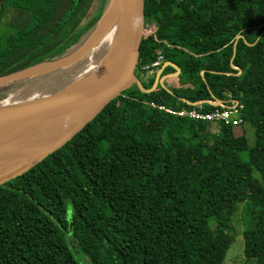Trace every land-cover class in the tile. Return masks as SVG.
Listing matches in <instances>:
<instances>
[{
  "label": "trees",
  "instance_id": "trees-1",
  "mask_svg": "<svg viewBox=\"0 0 264 264\" xmlns=\"http://www.w3.org/2000/svg\"><path fill=\"white\" fill-rule=\"evenodd\" d=\"M109 1L0 0V78L65 57ZM7 10L25 18L3 22ZM143 11L156 32L142 39L137 70L160 53L188 84L133 85L0 184V264H79L72 250L89 264H221L218 236L233 232L242 204L243 253L264 264V0H144ZM23 84L0 89V105ZM207 101L242 106L251 148L241 126L150 107L206 115L217 109Z\"/></svg>",
  "mask_w": 264,
  "mask_h": 264
},
{
  "label": "water",
  "instance_id": "water-1",
  "mask_svg": "<svg viewBox=\"0 0 264 264\" xmlns=\"http://www.w3.org/2000/svg\"><path fill=\"white\" fill-rule=\"evenodd\" d=\"M114 1L121 12L122 38L119 54L110 67L97 76L62 84L33 99L18 104L0 105V165L16 164L23 158L33 157L12 173L0 176V184L27 171L60 149L107 104L133 85L146 92L135 75L144 31V0ZM137 18L140 23L134 29L133 24ZM71 105L82 113L81 119L59 141L50 140L49 125L56 120L59 112ZM4 132L10 133V136L3 138L1 134Z\"/></svg>",
  "mask_w": 264,
  "mask_h": 264
},
{
  "label": "bare ground",
  "instance_id": "bare-ground-1",
  "mask_svg": "<svg viewBox=\"0 0 264 264\" xmlns=\"http://www.w3.org/2000/svg\"><path fill=\"white\" fill-rule=\"evenodd\" d=\"M121 38V12L117 2L112 0L108 3L101 22L84 48L54 63L34 66L14 75L0 78V87L11 83H21V81H27V78L34 79L36 76L45 74L47 77L35 85H42L45 91H48L56 81L65 84L97 76L116 60L120 51ZM59 68H62V71L57 73ZM65 69H70V71L66 74ZM35 85L32 84V87ZM3 104L7 103L3 102ZM81 114L74 105L59 112L56 120L48 127V138L55 142L59 141L81 119ZM1 136L6 138L10 136V133L4 132ZM32 159L31 156L23 158L16 164L0 165V176L12 173Z\"/></svg>",
  "mask_w": 264,
  "mask_h": 264
},
{
  "label": "rangeland",
  "instance_id": "rangeland-1",
  "mask_svg": "<svg viewBox=\"0 0 264 264\" xmlns=\"http://www.w3.org/2000/svg\"><path fill=\"white\" fill-rule=\"evenodd\" d=\"M110 1H112V0H110ZM107 7H108V4H107ZM106 8L104 9L103 13L101 14V17H100L98 24L101 22L104 14H105ZM24 18H25V16L19 14L16 10H7L4 13V17H3L2 21L3 22H5V21H7V22H19V21L23 20ZM97 25L92 30H90L83 37V39L81 40L79 45L77 47H75L72 51H70L67 55H69V54L71 55L73 53H76L81 48H84L86 46V44L90 41V38L92 37L93 32H94L95 28L97 27ZM145 29H148V28L145 27ZM145 29L143 31V38L148 32V30H145ZM61 71L62 70H60V68H59L57 73H59ZM69 71H70V69H65L64 73L67 74ZM46 77H47V75L43 74L40 76H36L34 79L33 78H27L28 79L27 81L26 80L21 81L25 84H23L15 92H13L10 95V97L5 101V103H7L9 105L18 104V103L33 99L36 96L41 95L45 91L44 87H42V85H39V84L35 85V84H37L38 81L45 79ZM67 78H69V77H67ZM65 81H67V80H65ZM142 83L145 85L147 84L145 82H142ZM17 84H20V83H11L9 85L0 87V89L9 87L11 85H17ZM32 84L35 86L32 87ZM62 84H63L62 82L59 83V81L58 82L56 81L53 85L50 86V89L55 88L57 86H60ZM187 84L188 83L186 81H184L183 78H179V75L170 76L164 82L165 87L167 89H170V90H172V89L180 90L181 87H183ZM240 128L237 130V133L239 135H242V133H243V135L246 139L247 147L251 148L254 144V129L248 124H242ZM243 157L246 159V154H244ZM252 177L254 179L260 181V177H259V174L257 172H253ZM247 219H248V216H247L246 206L244 204L239 205L237 212L231 218V224L233 226V232L229 235V237H226V239H223L221 236H218V241H219L221 247L225 250L221 264H256L254 260L248 259L247 257H245V255L243 253L244 245H243V239H242V232L245 229ZM72 255H73L74 259L79 264H89V263H86L84 256H82L81 253L75 252L74 250H72Z\"/></svg>",
  "mask_w": 264,
  "mask_h": 264
},
{
  "label": "built area",
  "instance_id": "built-area-1",
  "mask_svg": "<svg viewBox=\"0 0 264 264\" xmlns=\"http://www.w3.org/2000/svg\"><path fill=\"white\" fill-rule=\"evenodd\" d=\"M147 28L148 29H145L144 27L145 30H148L144 38L147 37L148 35H154L156 32L155 26H149ZM167 66L174 68L176 72L173 74L163 75V71ZM136 72L138 75H140V79H138L139 82L140 81L146 82L147 78L151 74H155L153 85L150 89L146 90V92H155L157 90L158 91L157 93H159L161 89L171 92L170 89H167L165 87L164 82L170 76H177L179 74V69L175 65L166 62L163 59L162 55L158 53L156 60L152 64L142 66L138 70L136 65ZM206 103H208L213 107H216L217 109L210 114L202 115L194 111L187 112L185 110H181L179 112H172L170 110L165 109L162 106L157 107L154 103H150V107L154 109L158 108L159 111H165L166 113L175 114L180 117L186 116L189 118L199 119L202 121L222 123L225 126H231L233 129L239 128L243 124V120L240 114V111L242 110L241 105H239L238 107H234V105H223L215 101H207Z\"/></svg>",
  "mask_w": 264,
  "mask_h": 264
},
{
  "label": "clouds",
  "instance_id": "clouds-1",
  "mask_svg": "<svg viewBox=\"0 0 264 264\" xmlns=\"http://www.w3.org/2000/svg\"><path fill=\"white\" fill-rule=\"evenodd\" d=\"M140 23V19L137 18L135 21H134V24H133V28L135 29Z\"/></svg>",
  "mask_w": 264,
  "mask_h": 264
}]
</instances>
